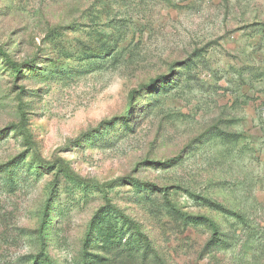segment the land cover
<instances>
[{
  "label": "rangeland",
  "instance_id": "1",
  "mask_svg": "<svg viewBox=\"0 0 264 264\" xmlns=\"http://www.w3.org/2000/svg\"><path fill=\"white\" fill-rule=\"evenodd\" d=\"M0 264H264V0H0Z\"/></svg>",
  "mask_w": 264,
  "mask_h": 264
},
{
  "label": "trees",
  "instance_id": "2",
  "mask_svg": "<svg viewBox=\"0 0 264 264\" xmlns=\"http://www.w3.org/2000/svg\"><path fill=\"white\" fill-rule=\"evenodd\" d=\"M204 220L207 221L208 225L213 229V231H215V224H214V222L211 221V220H209V219H207V218H204ZM214 236H215V234H214ZM41 239H42V237H41ZM213 239H215V238H213Z\"/></svg>",
  "mask_w": 264,
  "mask_h": 264
}]
</instances>
